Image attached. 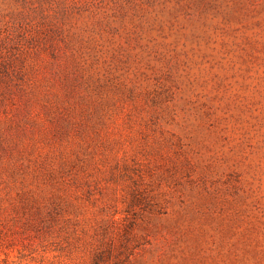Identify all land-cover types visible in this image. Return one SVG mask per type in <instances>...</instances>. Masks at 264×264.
<instances>
[{
	"label": "rangeland",
	"instance_id": "rangeland-1",
	"mask_svg": "<svg viewBox=\"0 0 264 264\" xmlns=\"http://www.w3.org/2000/svg\"><path fill=\"white\" fill-rule=\"evenodd\" d=\"M0 264H264V0H0Z\"/></svg>",
	"mask_w": 264,
	"mask_h": 264
}]
</instances>
